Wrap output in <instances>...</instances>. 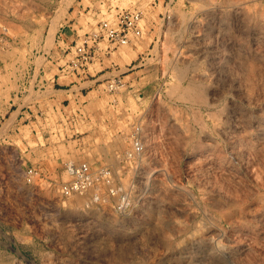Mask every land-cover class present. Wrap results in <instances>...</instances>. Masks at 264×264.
I'll list each match as a JSON object with an SVG mask.
<instances>
[{
	"label": "rangeland",
	"instance_id": "obj_1",
	"mask_svg": "<svg viewBox=\"0 0 264 264\" xmlns=\"http://www.w3.org/2000/svg\"><path fill=\"white\" fill-rule=\"evenodd\" d=\"M116 6L142 37L37 91ZM263 119L264 0H0V264H264ZM67 162L109 175L59 199Z\"/></svg>",
	"mask_w": 264,
	"mask_h": 264
},
{
	"label": "built area",
	"instance_id": "obj_2",
	"mask_svg": "<svg viewBox=\"0 0 264 264\" xmlns=\"http://www.w3.org/2000/svg\"><path fill=\"white\" fill-rule=\"evenodd\" d=\"M115 8L116 12L111 18L100 21L97 29L85 34L82 43H74L73 41L67 46L61 47L64 57L60 59L65 62L58 65V68L63 74L76 77L77 79H86L89 76H93L89 72L90 66L97 60L101 61L102 55H108L116 46L131 44L134 39L142 37L143 11L137 7L116 6ZM104 41L108 43L106 47L101 46ZM47 57L49 58V55ZM74 82L76 83L75 80L71 81V83ZM108 82L109 90L113 91L122 83V79L119 75H114ZM60 85L62 86V84ZM53 86L56 87L57 84ZM40 88L45 90V87L41 86ZM142 150L143 145L140 139L136 138L134 151L129 154H140ZM64 167L70 179L57 185L59 199H68L74 195L89 192L98 187L99 177L106 178L109 175L106 168L93 169L88 162H67ZM23 173L26 183L30 185L36 184L37 180L44 179V173L33 166L23 168ZM112 190L110 192H114Z\"/></svg>",
	"mask_w": 264,
	"mask_h": 264
},
{
	"label": "crops",
	"instance_id": "obj_3",
	"mask_svg": "<svg viewBox=\"0 0 264 264\" xmlns=\"http://www.w3.org/2000/svg\"><path fill=\"white\" fill-rule=\"evenodd\" d=\"M70 30L72 31V29H70ZM75 36L76 35L74 33H73L72 37H65L63 35L62 36L63 37L62 40H63V42H69V43H71V42L74 41L73 39H74ZM51 58H52V60H49L48 59V62L49 63L52 62V66L50 65V68H52L53 66H55V65H57V64L60 63V61L58 62L56 60V58H54V55H52ZM42 71H44L45 74L40 76V78L38 79V84H37V86H39V88H38L37 91H40L41 90V92L47 91L48 88H49V86H50V84L52 83L53 85L54 84H57L60 87L59 89H57V87H54L52 85V88H55L53 90V92L54 91H57V90L68 91L69 92V91L73 90V88L75 86H77L79 88L78 91H77V93L78 94L80 93L81 95H84V92H86V87H80V85L81 84H84V83H86L88 81H90V80H84L83 78H78V81L76 83H74L73 85H71L70 84L71 82L70 83L69 82L68 83H63V82L60 81L62 79V76H64L66 78V80H67V76L64 75L60 71L59 68H58V71L57 72H55L53 75L50 76V78L45 77V75L47 73V69L46 68H44ZM51 72H52V70H51ZM32 81H33V79H30V75L26 76V78L23 77L21 79V81H20V83L18 85L19 88H18V90H16L15 97L13 98V103H11V105H15V104L18 105L17 108H16V110L19 109L20 105H22L24 103L25 98L30 94V88L32 86ZM60 84H62V86ZM40 86L45 87V90L41 89ZM77 93H76V96L78 95ZM78 96H80V95H78ZM15 99H18V102ZM37 103H39V102H37ZM24 108H25V106H22V108H21V114L27 112L26 110H24Z\"/></svg>",
	"mask_w": 264,
	"mask_h": 264
},
{
	"label": "bare ground",
	"instance_id": "obj_4",
	"mask_svg": "<svg viewBox=\"0 0 264 264\" xmlns=\"http://www.w3.org/2000/svg\"><path fill=\"white\" fill-rule=\"evenodd\" d=\"M263 120H264V119H263ZM258 123H260V122H258ZM261 124H262V123H261ZM263 125H264V123H263ZM261 126H262V125H261ZM263 128H264V126H263ZM260 129H261V128H260ZM109 186H110V184H109ZM109 192H110V191H109ZM75 196H76V195H75ZM101 200H102V199H101ZM101 200H100V201H101ZM99 203H100V202H99ZM205 239H206V238H205ZM193 242H195V241H193ZM199 242H200V241H199ZM200 243H201V242H200ZM202 243H203V242H202ZM198 244H199V243H198ZM197 247H198V246H197ZM200 247H202V246H200ZM203 247H204V246H203ZM204 248H207L206 245H205ZM215 248H216V247H215ZM196 249H197V248H196ZM200 249H202V248H200ZM200 249H199V250H200ZM208 249H210V250L213 251V252H214V250H215V249L213 250V248H208ZM216 249H217V248H216ZM197 250H198V249H197ZM207 251H208V250H207ZM218 251H219V250H218ZM233 251H234V250H233ZM202 252H203V251H202ZM223 252H224V251H223ZM225 252H226V251H225ZM225 252H224V253H225ZM206 255H207V254H206ZM189 256H190V255H189ZM200 256H201V255H200ZM202 257H203V256H202ZM209 257H210V256H209ZM203 258H204V257H203ZM191 259H192V258H191ZM214 259H215V258H214ZM214 259H213V260H214ZM208 261H209V260H208Z\"/></svg>",
	"mask_w": 264,
	"mask_h": 264
}]
</instances>
